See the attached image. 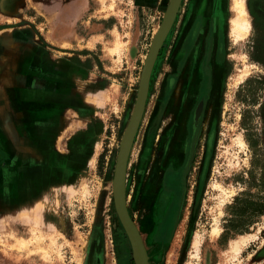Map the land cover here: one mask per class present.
Segmentation results:
<instances>
[{"label": "rangeland", "instance_id": "obj_1", "mask_svg": "<svg viewBox=\"0 0 264 264\" xmlns=\"http://www.w3.org/2000/svg\"><path fill=\"white\" fill-rule=\"evenodd\" d=\"M55 2L56 11L48 12L39 0H13L12 13L0 8V30L9 28V33L36 46L43 42L53 46L56 51L48 55L57 59L77 53L78 66H86L94 78L69 80L64 66L56 67L48 55L30 60L20 86L37 93L25 105L33 107L40 101L44 112L40 117L30 114L23 127L15 115L9 117L15 127L9 129V160L0 161V264H135L115 214L112 178L123 133L122 128L119 136V126L133 107L140 71L165 5L158 0L155 9L141 10L134 0H80L63 28L60 14L77 3ZM212 3L219 8L210 7L206 20L217 23L214 37L218 42L209 65L211 77L215 67L222 76L214 83L210 108L207 97L177 199L162 188L166 169L180 165L171 160L169 149L165 151L164 135L175 115L185 122L191 112L194 102L184 106L183 98L189 85H193L192 93L197 88L199 81L190 70L202 59L206 34V29L198 33L186 71L177 76L176 65L182 61L179 67L183 68L187 58L190 0L181 1L177 21L155 61L127 161L126 205L143 240L148 264H264V214L238 219L231 210L234 204L242 208L245 201L264 203V0H245L251 30L237 43L230 35L231 0ZM194 9L201 10V4ZM95 33L105 34L100 37L104 44L88 41ZM119 46L123 50L118 58L111 50ZM91 47L92 52L86 50ZM238 74L246 77L234 88ZM173 76L177 85L169 102L179 100L178 109L167 107L160 113L164 85ZM96 91L109 96L108 107L86 115H71L62 108L61 131L54 138L52 93L61 94L64 101L70 92H78L86 101ZM26 95L33 96L31 92ZM98 122L108 127L102 145L98 139V152L105 153L101 172L98 159L96 164L89 162L94 147L87 157L84 145L72 149L65 139L73 128L78 133L89 131ZM239 136L243 147L234 142ZM168 213L169 223L163 227ZM216 226L220 234L213 239ZM243 237L249 242L232 259L231 244Z\"/></svg>", "mask_w": 264, "mask_h": 264}, {"label": "crops", "instance_id": "obj_2", "mask_svg": "<svg viewBox=\"0 0 264 264\" xmlns=\"http://www.w3.org/2000/svg\"><path fill=\"white\" fill-rule=\"evenodd\" d=\"M134 1H135L136 7L141 10H153L159 5L158 0H134ZM168 2L169 0H163L165 9L168 5ZM200 4H201V9L203 8V12L201 10L197 11L196 10L197 8L194 9L195 6L199 7ZM189 6H191L190 7L191 9L188 12L189 13L188 18L186 19L187 27L190 26V24L196 18L201 17L200 32H203L205 29H207V26H208V22L206 20L207 16H210V14H208V9L210 7L211 9H214L215 7L217 8L218 7L217 4L216 3L213 4L212 0H190ZM72 15H73L72 13H68L67 11L61 15L62 17H61L60 22L61 24L64 25L63 28H65V22L68 19H70ZM214 15L215 14H213V17ZM176 21H177V17H176L175 22ZM214 23L215 25H217L215 20H214ZM59 29H62V28H59ZM106 31L109 33L110 29L108 28ZM156 31L154 32L153 36L155 35ZM104 35H105L104 33H95L93 35L91 34L88 41L90 39L91 40L96 39V41H94L96 42V44H104L103 40L100 41V37H104ZM92 48L93 47H91L90 49H86V50H91L92 52ZM51 51L55 52L56 50L53 46L45 42H43L42 45L39 44L36 46L34 43L23 40L22 38L19 39L15 37L13 31L9 33V28H4L0 30V161L7 162L9 160V129H12L15 127L14 121L12 122L9 121V117H11L12 119V117L14 118V115H15L16 120L23 121V122H20L18 126L23 127L27 123L26 121H29L30 114L37 115L38 117H40L42 116L44 112V109L39 107L38 105L40 101H38L39 103L37 102V104L34 105L33 107L32 106L27 107L25 105V103H27L26 101L33 100V97L35 96L34 94H36L37 92L34 90H27V89L22 88L20 86V83H21L22 77L28 70L30 60H32L35 57V55H37L38 57L39 56L43 57V55H48V52H51ZM86 53L88 52L86 51ZM72 55H75V56H71L70 58H58L57 59L55 57H52L51 53H49L48 57H50L51 62L53 63L57 62V64H55L56 67L58 66V68H61V66H64L65 70L68 72L67 75H69V80H74L75 82H77L79 76L87 80H93L94 76H92V73L86 69L87 68L86 66H80V67L78 66V60H79L78 54L76 53ZM85 55L86 57L89 56L88 54H85ZM43 67L44 69L46 68L45 64L43 65ZM195 70H196V67L194 69V74H193L194 77H196L195 78V81H196L200 79V72H199V68L196 70V72ZM212 72H213V81H215L216 76H215L214 70ZM75 89L77 91V88ZM97 91L96 93L92 94V99L86 100V101L81 100L82 98L78 97V92L76 93L70 92L68 99L64 101H61V97H62L61 94L52 93V97H51L52 99H49V102L54 103L53 109L50 111L56 114V116H54V122H53L54 130H52V132L54 133L53 135L54 138L56 135L59 134L58 131H61L59 129H61L62 127V124H61L62 118L60 117V113L63 111L62 108L66 107L65 112L71 115H78V114L86 115L87 113L97 114L102 109L104 108L106 109L108 107L107 100L109 99V96H107V94L105 96H102L101 92H97ZM26 92H31V94H33L32 98L27 96ZM47 101L48 100L46 99V102ZM80 101H84V103H81ZM56 103L59 105H57ZM132 109L133 107L131 108V112H132ZM131 112L128 118L127 119L125 118V120L123 118L122 123H120L119 136L121 135L120 130H122V128H123V133H124L127 123L129 121ZM70 120L74 121V118L70 117ZM86 128L88 129V127ZM107 128L108 127L107 126L105 127L101 122L96 123L95 128H92L89 131L82 130V132L80 133L77 132L78 130L75 131L74 130L75 128H73L69 132V134L65 136V139L66 140L68 139L67 145L68 147L71 146L72 149L74 148L78 149L80 144L84 145L87 157L91 155V154L89 155V152L92 151L94 147V151L89 159V162L90 164H92L93 162H95L96 164L97 159L99 155L101 154L100 152H98V149H99L98 139L100 138V145H102V142L104 139L103 135L107 132ZM174 149L176 151H180V149L177 147H174ZM170 156L174 158V163L178 164L181 162L182 150L180 152L179 157H174L171 153H170ZM107 169H106V172H107ZM115 214L117 216L116 210H115Z\"/></svg>", "mask_w": 264, "mask_h": 264}, {"label": "flooded vegetation", "instance_id": "obj_3", "mask_svg": "<svg viewBox=\"0 0 264 264\" xmlns=\"http://www.w3.org/2000/svg\"><path fill=\"white\" fill-rule=\"evenodd\" d=\"M39 1H40V4L44 7V9H46L48 12L56 11L57 4L55 0H39ZM75 3H77L76 6L73 7L71 10H67L68 13L73 14L75 12L76 7L80 5V0H76ZM12 7H13V0H0V8L3 12L9 13V14L12 13L14 11ZM201 11L203 12V8L201 9ZM62 14L63 12L60 15ZM216 27L217 26L215 25L213 19L208 22L206 34L202 40L203 56H202L200 63L198 64V67H196V70L199 68L200 79L196 80L199 82L197 84V88L194 90L193 93L191 92L193 85L191 84L192 86L191 85L188 86L187 96L185 95V97L183 98L184 106L186 104H191L192 102H194L193 105L194 104L195 105L193 109H192L193 105L191 107L189 105L190 109L188 112L190 111L191 112L187 115V120L185 122H182V117H180L179 114L178 116L175 115L174 119L171 121L170 130L168 129L164 135L165 137L164 139L166 142L165 151L169 149L170 153L174 157H179L180 152L182 150V158H181L180 165L177 168H174L171 165L170 168L166 169V171L164 172L163 178H162L163 190L169 191L171 194H173V196H175L174 198L176 199H177V196H179V192L181 191V188L183 186L182 177L184 176L188 165H190L189 161L191 159L192 149L194 147L196 138L199 133L200 123H201L202 115L205 109L207 97H208V105L210 108V100L213 97V93H214L213 92L214 83L217 81H220L221 76H222L221 71L217 67H215L213 70L216 76L215 77L216 80L213 81V76L211 77V68L209 65L213 57L214 46L218 42V41H215V37H214V30L216 29ZM200 30H201V17L196 18L189 26L188 33L186 35L187 38L185 37L186 38L185 42H187V58L186 60L184 59L185 63L183 64L184 65L183 68H181L182 66L179 67L180 64L182 65L181 63L182 61H180V63L176 65L177 66L176 71H179V72H176L177 76L181 75V73L186 71V67L188 65L191 50H193V47L195 46L194 44H196L197 35L200 32ZM22 35L23 33L17 34L18 37H21ZM195 58L196 56H194V61L196 60ZM190 71H192L191 74L193 75L194 70H190ZM195 78L196 77H194V80ZM176 83H177V77H174V76L170 77L166 81L164 85V88L166 89L162 93V97H161L162 100H160V113L164 109H167V107H171V109L175 111L178 109L177 105L179 103V100L175 99L174 102L172 103L169 102L173 85ZM196 98L198 99L195 103ZM201 100L203 101V107L201 111L199 112V114H197V111H198L197 108ZM174 129L176 132L175 131L172 132V130ZM174 147L179 148L180 151H176ZM171 160H173L174 162L173 157H171ZM169 214L170 213L167 214L163 227L167 226L169 223V218H170ZM149 225H150V222H149Z\"/></svg>", "mask_w": 264, "mask_h": 264}, {"label": "water", "instance_id": "obj_4", "mask_svg": "<svg viewBox=\"0 0 264 264\" xmlns=\"http://www.w3.org/2000/svg\"><path fill=\"white\" fill-rule=\"evenodd\" d=\"M181 1L182 0H169L161 23L159 24L155 35L151 39L139 75L134 106L119 143L115 160L112 178V196L118 219L131 245L135 264H148V261L143 240L137 226L129 215L126 205V166L138 126L144 113L151 73L159 51L163 47L164 41L172 27L175 17L177 16ZM202 107L203 101L201 100L197 108V114H199Z\"/></svg>", "mask_w": 264, "mask_h": 264}, {"label": "bare ground", "instance_id": "obj_5", "mask_svg": "<svg viewBox=\"0 0 264 264\" xmlns=\"http://www.w3.org/2000/svg\"><path fill=\"white\" fill-rule=\"evenodd\" d=\"M180 5H181V3H180ZM178 11H179V9H178ZM231 13L233 14V16H232V19L230 21V35H231L233 41L237 43L239 40L245 39L251 30V23L248 20V13H247V10L245 7V0H231ZM176 17H175V20H176ZM175 20H174V22H175ZM174 22H173V24H174ZM173 24H172V26H173ZM165 41H166V39H165ZM122 50H123V47L119 46L117 48H112L111 53L117 55L119 58ZM244 77H246V74L245 75L244 74H242V75L238 74L235 77V79H233L234 80L233 87L236 88L238 83ZM234 142L237 143V145L239 144L242 147L244 146V141H243V138L241 136H239ZM241 146H239V147H241ZM220 189H222L221 186H219V190ZM229 193L230 192L228 191L227 194H229ZM227 196H229V195H227ZM219 234H220V228L218 226L213 227V230L211 232V237L213 239H216L219 236ZM248 239H249L248 237H243L241 239L234 241L231 244V249H232V253H233L232 259H236V257L242 253L244 247L249 242ZM194 247H195V249L198 250V247H199L198 241L194 244Z\"/></svg>", "mask_w": 264, "mask_h": 264}, {"label": "trees", "instance_id": "obj_6", "mask_svg": "<svg viewBox=\"0 0 264 264\" xmlns=\"http://www.w3.org/2000/svg\"><path fill=\"white\" fill-rule=\"evenodd\" d=\"M104 159H105V153L103 151L98 157V168L100 172L102 171V168L104 166ZM261 185L262 188L264 189V176L262 177ZM231 210H233V216H235L238 219L240 217H258L264 214V203L262 201H245L242 208L238 209L234 204L231 207Z\"/></svg>", "mask_w": 264, "mask_h": 264}]
</instances>
